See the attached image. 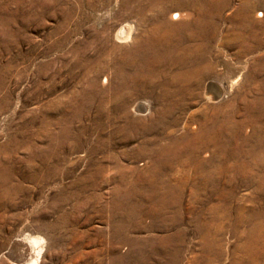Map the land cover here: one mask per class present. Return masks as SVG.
<instances>
[{"label":"rangeland","instance_id":"obj_1","mask_svg":"<svg viewBox=\"0 0 264 264\" xmlns=\"http://www.w3.org/2000/svg\"><path fill=\"white\" fill-rule=\"evenodd\" d=\"M222 3L209 38L189 0H0V264H264V0Z\"/></svg>","mask_w":264,"mask_h":264},{"label":"bare ground","instance_id":"obj_2","mask_svg":"<svg viewBox=\"0 0 264 264\" xmlns=\"http://www.w3.org/2000/svg\"><path fill=\"white\" fill-rule=\"evenodd\" d=\"M223 2V0H189V3H190V8H191V10L193 11V12H195V16H194V21H193V23H192V26L193 27H189L188 25H186L185 27H189L191 30H193V31H195L194 33H196V35L197 34H199V36L200 35H202V33H203V31L205 32V33H207L208 34V37L209 38H213V36H214V32H215V30H216V26H215V24H214V22H212L211 21V19H213V17H215L216 15L217 16H219V14L221 13V11L223 10V8L224 7H226L225 6V3H222ZM227 3V2H226ZM153 5V4H152ZM137 11V10H136ZM139 11V10H138ZM147 14H149V13H147ZM257 14V13H256ZM257 15H259V16H261L262 14L260 13V14H257ZM147 16V15H146ZM175 18H178L179 17V14H176L175 16H174ZM218 18V17H217ZM243 18V17H242ZM187 20V19H186ZM244 20H245V18H244ZM243 20V21H244ZM215 21V20H214ZM242 21V20H241ZM240 22V21H239ZM249 23V22H248ZM252 23V22H251ZM242 24V23H241ZM254 24V23H253ZM162 25V24H161ZM173 25V24H172ZM251 25V24H250ZM238 27V26H237ZM242 27V26H241ZM240 27V28H241ZM244 27V26H243ZM160 29V28H159ZM187 29V28H186ZM242 29V28H241ZM245 29V28H244ZM118 32H117V36L116 37H118V39H127L128 38V36H129V30H127V29H125V28H120L119 30H117ZM238 31H239V29H238ZM154 32L155 33H157L158 32V27L157 26H155L154 27ZM187 32V31H186ZM241 32V31H240ZM253 32V31H252ZM155 33L154 34H151V36H149L146 40H145V42L143 43V45H141V46H143L146 50H147V52L149 53V56H151L150 57V59H151V61L152 62H149V61H146V60H144L143 59V49H141L140 47H138V46H136V45H134L135 47H133V48H131L132 50H128L129 51V57L127 56L126 58H127V61H126V63L125 62H122V64H124L125 63V65H126V67L124 66V65H119L118 66V68L119 69H117L118 71H120V69H121V71H123V79L122 80H124V82L125 83H129V82H131L133 79H134V77L135 76H137V74L135 73V72H125V69L126 68H130V67H134V65L133 64H135V63H137V67H139V68H136L137 70H142L143 69V67H147V66H149L151 63H155V59L154 58H157V57H160L159 56V48L161 47V44H160V40H159V38H157L156 37V35H155ZM189 33V32H188ZM250 33V32H249ZM149 34H150V32H149ZM191 34V33H190ZM192 35H193V33H192ZM195 35V36H196ZM204 35V34H203ZM206 35V34H205ZM235 35V36H234ZM251 35V34H250ZM253 36V35H252ZM158 37H160V36H158ZM233 37L235 38V39H241L242 41H243V44L246 42V40L247 39H244L243 38V36L239 33V32H235L234 34H233ZM250 37V36H249ZM252 38V37H251ZM233 38H231V40H232ZM249 39V38H248ZM253 39V38H252ZM251 40V39H250ZM255 40V39H254ZM257 40V39H256ZM235 41V40H234ZM253 41V40H252ZM229 42V41H228ZM238 42V41H237ZM241 42V41H240ZM254 42V41H253ZM252 42V43H253ZM142 43V42H141ZM240 44V43H239ZM255 45V44H254ZM257 45V44H256ZM140 46V45H139ZM243 47V46H242ZM245 47V46H244ZM246 47H247V45H246ZM251 47H252V45H251ZM253 48V47H252ZM193 49V48H192ZM202 50H203V48H202ZM206 50V49H205ZM247 50H249V48L247 49ZM202 52V51H201ZM127 54V53H126ZM194 55V54H193ZM196 56H197V54H196ZM201 56V55H200ZM195 59V58H194ZM125 61V60H124ZM193 63V62H192ZM195 63V62H194ZM201 64V63H200ZM192 65V64H191ZM198 65V64H197ZM205 65H207V64H205ZM262 65V64H261ZM135 66V67H136ZM196 66V65H195ZM150 67V66H149ZM193 67V66H192ZM197 67V66H196ZM198 68V67H197ZM193 70V68H191V71ZM199 70V69H198ZM205 70H208L207 68L205 69ZM259 70V69H258ZM115 71H116V69H115ZM199 71H201V70H199ZM199 71H196V72H198L197 73V75L199 74ZM187 72V71H186ZM203 73H205L204 71H202ZM184 73V72H183ZM193 73V72H192ZM256 73H258V72H256ZM118 74V73H117ZM187 74V73H186ZM185 74V75H186ZM189 74H191V73H189ZM188 74V75H189ZM182 74H181V72H180V76H181ZM184 74H183V76H185ZM188 75H187V77H188ZM195 75V74H194ZM200 75H202V74H200ZM256 75V74H255ZM178 77H179V75H178ZM197 77V76H196ZM256 77V76H255ZM191 78V77H190ZM200 78V77H199ZM239 78V77H238ZM178 79V78H177ZM257 79V78H256ZM192 80V79H191ZM261 80V79H260ZM198 81V80H197ZM143 83H144V81H142ZM141 82V84H142V86H143V83ZM187 82V81H186ZM237 82H238V79L237 80H232L231 82H230V87L232 88L234 85H236L237 84ZM188 83H189V81H188ZM187 83V84H188ZM181 84H182V81H181ZM192 84V83H191ZM184 85V84H183ZM261 86H262V84H261ZM207 87V86H206ZM263 87V86H262ZM186 89V88H185ZM185 89H183L184 91H185ZM206 92V91H205ZM208 92V93H207ZM207 92H206V96L208 97V101H211V100H217V99H219V97L221 96V94H220V88H219V85L217 86V85H215V84H210V85H208V87H207ZM179 93H181V91L179 92ZM183 93V92H182ZM211 93L213 94V96L211 95ZM262 93V92H261ZM184 94V93H183ZM186 95V94H185ZM261 101V100H260ZM263 102V101H262ZM257 103H259L258 101H257ZM262 104V103H261ZM177 105V104H176ZM247 105V104H246ZM245 105V106H246ZM254 105V104H253ZM263 105V104H262ZM250 106H251V104H250ZM252 107V106H251ZM253 107H255V106H253ZM257 108V107H256ZM252 109V108H251ZM250 109V110H251ZM263 109V108H262ZM258 110V109H257ZM245 111V110H244ZM253 111V110H252ZM264 111V110H263ZM262 111V112H263ZM247 112V111H246ZM249 114V113H248ZM262 115V114H261ZM264 115V114H263ZM235 126V125H234ZM220 127H221V125L220 124H215V126H214V129H217V130H219L220 129ZM203 128V127H202ZM222 128V127H221ZM232 128V127H231ZM236 129V128H235ZM216 130V131H217ZM237 130V129H236ZM263 133V132H262ZM233 134V133H232ZM262 137V136H261ZM130 138V137H129ZM187 139H189V138H187ZM260 140V139H259ZM190 142H191V140H190ZM190 142H188L189 144H190ZM259 143V142H258ZM186 144V143H185ZM188 144V145H189ZM187 145V144H186ZM187 145V146H188ZM222 145V144H221ZM262 146V145H261ZM222 147H224V145H222ZM168 148V147H167ZM167 148H165L164 149V151L167 149ZM171 148V147H170ZM173 152L174 153H172V154H174L173 156H176L177 154H178V152L177 151H174L173 150ZM159 153H161V152H159ZM171 153V152H170ZM169 153V154H170ZM165 154V153H164ZM262 154H263V152H262ZM253 155L256 157V159H258V155H257V153H255V152H253ZM264 155V154H263ZM262 155V156H263ZM181 157H182V155H181ZM190 158V157H189ZM262 158V157H261ZM185 159V158H184ZM191 159V158H190ZM189 159V160H190ZM255 159V158H254ZM182 158L180 159V163L182 164L183 162H182ZM261 160V159H260ZM187 161H188V159H187ZM185 162H186V160H185ZM185 162H184V164H185ZM262 162H263V159H262ZM208 163V162H207ZM188 164V163H187ZM264 164V163H263ZM195 165V164H194ZM198 165V164H197ZM196 166V165H195ZM262 167H263V165H261ZM260 166V167H261ZM195 168V167H194ZM196 169V168H195ZM1 181V180H0ZM184 182V181H183ZM136 183V182H135ZM134 183V184H135ZM182 183V182H181ZM185 184V183H184ZM134 186V185H133ZM131 187V186H130ZM137 187V186H136ZM258 187L259 188H261V189H263L264 190V174H261V176H260V181H259V185H258ZM132 189H129V191H130V193H128V194H126L125 195V202L127 203V204H129L128 205V208H127V215H126V218L127 219H130L131 217H133L135 214H136V212H138L139 210H140V207L142 206V205H140V204H137V203H130L131 202V199H132V194H135V188L134 187H131ZM156 190H163L164 189V187L163 186H158V187H154ZM172 194V195H171ZM180 195H177V193H176V191L174 190V189H172V188H169L168 190H167V193H166V195H165V200L166 201H168V204H170V205H177L178 204V200H179V197ZM191 203V202H190ZM193 208V207H192ZM137 209H138V211H137ZM164 211H166V208H164L163 206H161V205H159V206H157V209L154 211V213H153V217L155 218V219H158L159 221H164V219H163V215H164ZM212 212V211H211ZM176 214H177V212H176ZM197 214V213H196ZM200 217V216H199ZM198 217V218H199ZM200 219V218H199ZM198 219V220H199ZM157 220V221H158ZM180 220V219H179ZM197 220V221H198ZM170 221V220H169ZM168 222V221H167ZM172 222L173 223H175L176 222V219L175 220H173L172 219ZM160 223V222H159ZM132 224H133V222H132ZM123 226L125 225V224H122ZM164 225H165V223H164ZM197 226V225H196ZM204 226V225H203ZM205 227V226H204ZM203 227V228H204ZM200 228V227H199ZM207 228V227H206ZM197 230V229H196ZM198 231H199V229H198ZM205 231V230H204ZM213 234V233H212ZM208 235V234H207ZM215 235V234H214ZM25 237V236H24ZM211 237V236H210ZM209 237V238H210ZM208 238V237H207ZM205 239V238H204ZM18 240V239H17ZM125 241H127L128 243H132V245L134 246L135 244L132 242V241H128V240H125ZM252 241V240H251ZM18 244L20 245H23V246H25L26 248H27V258L25 259V261H22V260H20L19 258H21V254H22V251L20 250V248L19 247H16V245L14 244V250H13V254L14 255H17V259H18V261L17 262H19V264H38L37 262H38V257H39V254H40V249H39V247L41 248V246H39V244H40V240L38 239H33V238H30V237H25V238H21V239H19L18 241ZM254 243V242H253ZM18 246V245H17ZM26 250V249H25ZM249 261V260H248ZM240 262V261H239Z\"/></svg>","mask_w":264,"mask_h":264}]
</instances>
